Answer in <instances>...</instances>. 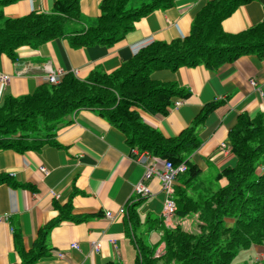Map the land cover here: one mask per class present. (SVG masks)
I'll return each mask as SVG.
<instances>
[{"label": "crops", "instance_id": "crops-1", "mask_svg": "<svg viewBox=\"0 0 264 264\" xmlns=\"http://www.w3.org/2000/svg\"><path fill=\"white\" fill-rule=\"evenodd\" d=\"M57 1L18 0L4 7L3 15L19 19L33 13H50ZM101 1L80 0L84 22L72 26L82 28L96 20ZM212 1L215 0H173L170 8L156 10L137 21L134 30L112 46L76 49L69 39L57 38L37 49L21 47L14 60L2 55L0 75L10 80L0 82V104L6 96L23 97L48 84L46 76L50 70L72 73L79 79H86L94 70L111 74L153 42L184 39L198 14ZM263 21L264 0H252L239 5L221 28L227 34H239ZM150 77L160 83H174L190 94L186 99L175 98L174 104L183 103L172 106L166 116L138 110L141 120L166 138L180 136L205 107L219 104L197 128L199 149L185 159L199 168L202 180L217 188L226 186L227 179L216 180L217 176L238 163L229 133L240 115L254 119L264 114V59L245 55L214 71L205 66H184L175 71L154 70ZM251 81L257 86H252ZM132 151L121 131L96 111L86 109L68 116L56 130L54 143L40 150H0V175H8L18 185L0 184V218L7 217L0 224V264H21L14 228L21 232L24 250L29 252L40 230L58 220L56 205H70V214L80 221L63 220L52 228L48 256L34 264H135L139 251L128 218L120 210H127L131 201L139 199L134 194L138 183L147 186L151 195L138 208L141 225L135 233L147 244L156 245L161 233L149 230L152 223L146 219L163 218L166 195L159 178L143 181L145 167ZM151 158L163 169L164 160ZM179 178L176 185L182 184L183 179ZM107 212L111 218L106 217ZM185 221L172 217L164 220V225L174 228ZM92 243H98V251ZM55 253H62L63 257ZM163 254L162 243L155 255Z\"/></svg>", "mask_w": 264, "mask_h": 264}, {"label": "trees", "instance_id": "trees-1", "mask_svg": "<svg viewBox=\"0 0 264 264\" xmlns=\"http://www.w3.org/2000/svg\"><path fill=\"white\" fill-rule=\"evenodd\" d=\"M17 1L0 0V58L6 55L14 60L21 47L37 49L57 38L69 39L76 49L112 46L132 32L141 18L173 5V0H102L100 16L78 28L72 24L84 22L80 0H58L50 13H33L19 19L4 17L3 8ZM250 1L208 3L186 38L153 42L111 74L94 70L86 79H79L70 73L60 83L46 84L33 94L6 96L0 104V150H40L54 143L56 130L68 116L84 109L96 111L125 135L132 150L175 167L187 166L179 176L182 184L173 186L174 217L184 220L193 215L194 225L184 227L182 222L167 228L164 217H147V223H152L149 230L161 233L160 241L149 245L135 233L141 225L138 208L144 198L131 201L126 216L139 251L135 264H235L240 249L264 247V114L254 119L238 117L229 133L238 163L217 176L216 180L226 178L227 185L214 189L210 181L200 178L199 168L185 158L199 149L197 128L219 104L205 107L192 125L175 138H166L145 124L138 113L142 110L166 116L175 98L190 95L174 83L152 80L150 73L154 70L205 66L214 71L245 55L264 59V21L239 34H227L221 28L239 5ZM3 183L18 186L8 175H0V184ZM56 208L58 220L40 230L29 252L24 250L21 232L14 228L21 264H34L48 256V236L59 222L80 221L70 214V205ZM162 243L164 254L156 257ZM260 261L264 264V259Z\"/></svg>", "mask_w": 264, "mask_h": 264}, {"label": "built area", "instance_id": "built-area-1", "mask_svg": "<svg viewBox=\"0 0 264 264\" xmlns=\"http://www.w3.org/2000/svg\"><path fill=\"white\" fill-rule=\"evenodd\" d=\"M65 76V73L63 71H49L48 75L46 76V82L51 85H56L60 83L62 78ZM9 77L5 75H0V82L2 83H8ZM251 85L256 87L257 83L255 81H251ZM182 101H178L175 104H173V107H179L182 105ZM132 154L134 155V158L137 160L138 163L142 164L145 167V172L143 175V181L149 180L153 177L159 178L162 185V190L166 195V201L164 206V219L169 221L174 217L175 211H176V204L174 201V183L178 179V177L185 173L187 170V166L185 164H180L179 166L175 167L169 162H165L163 169H159L154 161H152L151 155L147 153H139L137 150H133ZM43 172H45L44 168H41ZM134 194L137 198H145L149 197L151 195V192L147 186L144 184L138 183L135 187ZM126 214V209H121L120 214ZM107 218H111L112 214L110 212L106 213ZM4 219H7V217L0 218V224ZM92 246L95 251H98L99 245L98 243H92ZM73 248H77V245H74ZM57 257L62 258V253H55Z\"/></svg>", "mask_w": 264, "mask_h": 264}, {"label": "rangeland", "instance_id": "rangeland-1", "mask_svg": "<svg viewBox=\"0 0 264 264\" xmlns=\"http://www.w3.org/2000/svg\"><path fill=\"white\" fill-rule=\"evenodd\" d=\"M213 188L217 189V187L215 185H213ZM194 219H195V216L190 215L186 219V221H185L183 226L187 227L186 225H188V223H191V224H189V226H191L192 225V221ZM257 249L256 248L240 249L239 252H238L237 257L234 260L235 264H261L260 260L264 259V247L263 248H261V247L258 248L257 247ZM262 256H263V258H262Z\"/></svg>", "mask_w": 264, "mask_h": 264}]
</instances>
